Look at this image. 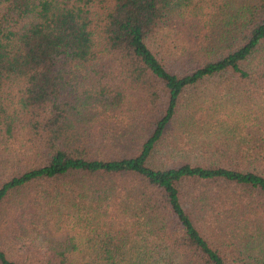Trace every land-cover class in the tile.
I'll list each match as a JSON object with an SVG mask.
<instances>
[{
	"label": "trees",
	"instance_id": "1",
	"mask_svg": "<svg viewBox=\"0 0 264 264\" xmlns=\"http://www.w3.org/2000/svg\"><path fill=\"white\" fill-rule=\"evenodd\" d=\"M0 264H264V0H0Z\"/></svg>",
	"mask_w": 264,
	"mask_h": 264
},
{
	"label": "rangeland",
	"instance_id": "2",
	"mask_svg": "<svg viewBox=\"0 0 264 264\" xmlns=\"http://www.w3.org/2000/svg\"><path fill=\"white\" fill-rule=\"evenodd\" d=\"M220 81V82H219ZM222 79H217V78H210L206 81L199 82L196 84L194 87L187 89V91L183 94V97L186 99H193V102L196 104L197 112L195 113L199 121L192 122L191 124L188 125V128L185 129V132H183V141H182V148H179V151L181 155L187 156L186 158L192 159H200V153L203 151H207L213 149L212 145L213 143H218L222 142L225 139L220 138L226 132L225 130L218 131L219 135L217 133H214L213 131V125H212V120L205 121L202 119L200 121V105L204 108L205 104L207 105H213L217 103H221V100L219 97H222L223 95L221 94V89L223 87V84L221 83ZM236 96L232 97L230 100L228 99L229 102L224 103V105L221 106V108H224L227 111H231L233 109L236 112L235 107V101H236ZM219 107L216 108L215 112H219ZM115 121V120H114ZM113 122V121H112ZM205 122V123H202ZM121 122L118 123V125ZM114 126H117V124H113ZM177 130V129H176ZM179 133H181L179 131ZM179 158L175 157V159H169L171 161H176ZM168 160L165 157V154L161 150H156L152 158L149 160V163L152 165L156 166L159 164H163L164 162H167Z\"/></svg>",
	"mask_w": 264,
	"mask_h": 264
}]
</instances>
